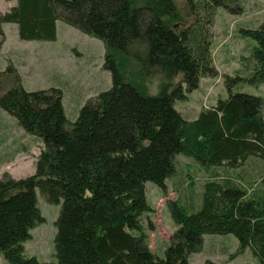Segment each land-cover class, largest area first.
I'll return each instance as SVG.
<instances>
[{"label": "trees", "instance_id": "trees-1", "mask_svg": "<svg viewBox=\"0 0 264 264\" xmlns=\"http://www.w3.org/2000/svg\"><path fill=\"white\" fill-rule=\"evenodd\" d=\"M230 4L239 0H16L0 14V50L6 23L17 25L21 40L53 41L61 20L104 42L112 74V86L70 122L60 89L27 91L13 65L0 70V107L44 143L33 175L0 179V255L10 264H190L207 234L235 235L237 253L249 248L264 264V194L228 172L249 159L264 162L263 100L230 93L196 119L174 105L202 77L218 75L210 46L215 17L221 8L234 12ZM242 33L257 44L245 69L264 83V24ZM177 154L207 168L209 178L191 199L198 208L168 201L178 229L159 258L143 230L152 210L145 183L167 188ZM37 188L48 203L62 202L54 263L25 255V241L44 220Z\"/></svg>", "mask_w": 264, "mask_h": 264}, {"label": "rangeland", "instance_id": "rangeland-1", "mask_svg": "<svg viewBox=\"0 0 264 264\" xmlns=\"http://www.w3.org/2000/svg\"><path fill=\"white\" fill-rule=\"evenodd\" d=\"M15 4L16 0H0V14ZM230 6L234 12L221 8L215 17L210 50L218 75L202 77L198 88L174 103L185 119H196L203 108L235 92L260 96L264 117V83L251 81L253 74L245 69L244 60L257 44L242 33L244 29H259L264 24V0H239V6ZM3 30L0 70L13 65L27 91L60 89L62 105L70 122L78 118L89 98L112 86V74L104 67L105 44L101 39L61 20L57 21V39L53 41L21 40L17 25L11 23L4 24ZM157 91V85L152 86L151 93ZM43 144L39 137L27 133L13 115L0 107V179L4 173L14 179L33 175ZM174 169L165 181L167 188L151 181L145 183V196L152 210L143 215V230L149 236L153 254L159 258L165 257L171 237L178 229L168 201L179 199L187 211H191L200 203L196 196L197 205L191 207L194 193H200L209 178L207 168L183 154L176 155ZM228 172L251 193L264 194L262 160L249 159L242 167ZM36 193L44 220L31 230V237L25 241V255L42 263H54L56 221L62 202L48 203L38 188ZM204 240L203 250L190 256V264H205L207 260L214 264H261L249 248L237 253L239 240L233 234H207ZM0 264H10L2 254Z\"/></svg>", "mask_w": 264, "mask_h": 264}]
</instances>
